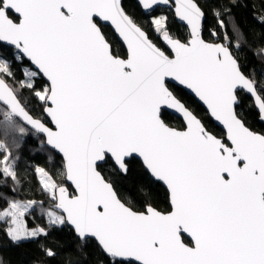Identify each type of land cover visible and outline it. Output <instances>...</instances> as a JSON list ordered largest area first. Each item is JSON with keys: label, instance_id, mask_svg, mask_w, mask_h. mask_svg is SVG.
<instances>
[{"label": "snow or ice", "instance_id": "snow-or-ice-1", "mask_svg": "<svg viewBox=\"0 0 264 264\" xmlns=\"http://www.w3.org/2000/svg\"><path fill=\"white\" fill-rule=\"evenodd\" d=\"M241 6L0 0V235L34 264H264V33ZM17 134L40 200L16 197Z\"/></svg>", "mask_w": 264, "mask_h": 264}, {"label": "trees", "instance_id": "trees-1", "mask_svg": "<svg viewBox=\"0 0 264 264\" xmlns=\"http://www.w3.org/2000/svg\"><path fill=\"white\" fill-rule=\"evenodd\" d=\"M242 6L234 9L237 18L240 20L243 28L246 32L249 33V40L255 39L259 42L260 35L264 33V26L260 25L254 19L255 16L264 12V4L261 0H241ZM126 3L129 7V10L132 11L135 0H126ZM209 8L217 3V0H207ZM135 14L138 19H142V13L136 9ZM169 17L171 18V11L168 12ZM205 29L215 25V20L209 11V14L205 20ZM247 63H255L259 67V62L255 61L251 54H248ZM28 94L24 93L26 97ZM196 107V105H193ZM201 115H203L202 108H198ZM249 119L251 120L253 126L259 128L262 126V122H259L254 115H250ZM215 131L219 132L220 129L215 123L210 125ZM17 142L19 147L13 146L11 151L18 158L17 160V171L21 178V184L17 188L16 197L20 199H37L42 198L40 192V185L38 183V177L34 173L35 166H45L44 161L40 157H34L31 149V138L30 137H21L17 134ZM129 182H125L127 186ZM12 182L9 181V186ZM38 215V213H36ZM30 223L32 218L29 217ZM67 236L64 233H54L53 237L48 241L49 243L55 241L60 244L61 247L64 246ZM0 256H3L7 264H34L38 259H42L41 254L37 249L36 243H27L22 247L12 246L8 240L0 235ZM60 259V258H58ZM55 264V262H53Z\"/></svg>", "mask_w": 264, "mask_h": 264}]
</instances>
